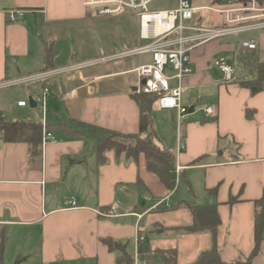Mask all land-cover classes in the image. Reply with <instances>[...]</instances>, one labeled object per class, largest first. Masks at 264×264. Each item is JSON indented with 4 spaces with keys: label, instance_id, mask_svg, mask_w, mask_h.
<instances>
[{
    "label": "crops",
    "instance_id": "1",
    "mask_svg": "<svg viewBox=\"0 0 264 264\" xmlns=\"http://www.w3.org/2000/svg\"><path fill=\"white\" fill-rule=\"evenodd\" d=\"M85 2L0 0V85L87 64L72 72L59 71L43 80L0 88H24L25 94L9 105L0 100L8 121L37 122L43 120L42 113L37 115L38 102L48 88L45 116L55 138L43 148L39 167L30 164L28 145L0 143V231L6 234L5 264L20 257H32L25 264H125L121 254L109 251L103 240L126 244L127 254L133 255L137 213L145 214L140 227L147 234L148 248L181 254L179 245L159 247L149 238L165 234L162 226L176 233L179 242L199 237L177 231L189 225L191 218L188 224L170 225L158 219L164 211H188L183 202L197 199L196 182L201 187L200 204H218L221 259L227 263L247 260L254 247V202L264 194V89L252 93L242 87L238 81L243 76L237 77L236 69L234 79L225 81L218 61L211 63L226 48L215 41L199 46L190 52L194 73L184 81L183 103L193 109L183 121L184 151L178 150L176 113L159 109L154 102L150 114L153 142L172 150L176 166L182 168L178 193L172 194L147 170L144 155L134 160L108 150L105 162L98 163L95 147L100 131L140 132L141 110L132 97L140 83L135 70L151 59L133 55L101 62L140 48L139 38L124 39L122 31L105 27L108 20L128 16L99 17ZM11 10L25 11L24 20L9 23L6 13ZM139 35L143 40L140 31ZM44 42L53 46L49 66ZM256 45L250 52L259 49ZM31 99L36 108L28 111V106H18ZM207 108H215L217 115L206 116ZM199 158L202 162L192 165ZM182 181L188 186L189 198L187 192L181 196ZM70 198L78 201L77 208L70 207ZM231 198L238 202L229 204ZM166 199L169 206L150 211L155 200ZM112 208L114 217L98 214ZM206 233H200L199 240L204 239L208 249L211 236ZM251 264H264V240Z\"/></svg>",
    "mask_w": 264,
    "mask_h": 264
},
{
    "label": "built area",
    "instance_id": "2",
    "mask_svg": "<svg viewBox=\"0 0 264 264\" xmlns=\"http://www.w3.org/2000/svg\"><path fill=\"white\" fill-rule=\"evenodd\" d=\"M156 0H86L85 6L92 8L99 17H114L133 13L139 18L140 34L143 40L149 43L134 51L122 55L103 58L101 62L115 60L122 56L149 55L150 63L144 64L135 70L140 83L134 90L135 94L153 95L156 97V106L162 110H170L176 113V121L179 128L178 150H185L184 135L182 132L183 121L189 115V110L184 106V81L194 73L190 52L195 48L211 41L239 35L251 31L264 29V0H212L211 5L196 4L195 0H177L175 8L153 11L151 5ZM204 12L219 15L223 22L218 25H210V18L204 19ZM25 11L11 10L6 13L9 23L24 20ZM201 25L196 26L195 22ZM257 45L253 41H245L241 50L254 51ZM81 66H72L60 72H72ZM216 66L224 74L225 81H232L235 76L234 68L221 60ZM59 71L30 76L12 83L0 85V88L17 85L26 82H35L46 79ZM143 82H145L143 84ZM176 83L175 86H172ZM50 91L44 88L39 99L43 114V136L42 148L54 141L53 134L49 131L45 116V108ZM19 107H27L26 102H19ZM205 114L214 118L217 113L215 108H207ZM182 168L176 166L175 175L179 181ZM174 194V191H172ZM168 199V198H167ZM166 200L155 202L150 208L155 210L165 206ZM71 208L78 207V201L70 198ZM169 206V205H167ZM114 208L109 212H98L103 218H111ZM145 214H135L137 219V234L135 237V248L132 255V264H153L157 254L153 250H146V232L141 229L140 222Z\"/></svg>",
    "mask_w": 264,
    "mask_h": 264
},
{
    "label": "trees",
    "instance_id": "3",
    "mask_svg": "<svg viewBox=\"0 0 264 264\" xmlns=\"http://www.w3.org/2000/svg\"><path fill=\"white\" fill-rule=\"evenodd\" d=\"M45 61L47 66L53 60L52 44L44 42ZM247 68L255 72L253 79H240L238 83L245 88H261L264 89V61H256ZM141 110L140 132L135 135H122L110 131H100L99 138L95 147V153L98 163H104V153L108 150H115L118 155L125 154L127 157L138 160L140 155H144L146 167L150 173L158 177L160 182L170 191L175 194L179 191V185L182 177V172L177 182L175 175L176 156L172 150L160 147L153 142V131L150 129V114L153 109L156 97L153 95L133 94L132 96ZM247 117L251 118V113L246 112ZM48 127L50 125L48 124ZM42 122L32 120L8 121L3 111L0 110V143L4 144H26L29 147L30 164L34 167H39L42 162ZM185 137V136H184ZM117 138L132 139L134 145H123L116 141ZM203 158L195 160L192 165L196 166L202 162ZM214 194L215 190L209 192ZM160 200H155L159 202ZM238 202V199L231 198L229 204ZM190 213L191 223L187 226L177 228V231L184 235H195L203 232L210 233V247L201 251L195 260L189 264H251L252 260L261 252L262 242L264 240V194L254 202V247L245 261L235 263L224 262L219 254L217 245V232L220 225V217L218 214L217 203L197 204L193 201L183 202ZM178 204L176 207H179ZM173 208L172 206L170 207ZM168 208V209H170ZM6 244V234L4 230L0 231V264L4 262V250ZM111 252H119L120 259L125 264H132V255L126 252V244L116 242L112 239L103 240ZM146 250H150L146 246ZM167 257L162 258L159 264H179L178 255L175 250H168ZM25 258H18L14 264H22Z\"/></svg>",
    "mask_w": 264,
    "mask_h": 264
},
{
    "label": "rangeland",
    "instance_id": "4",
    "mask_svg": "<svg viewBox=\"0 0 264 264\" xmlns=\"http://www.w3.org/2000/svg\"><path fill=\"white\" fill-rule=\"evenodd\" d=\"M195 1H196V4H200V5H211L212 3V0H195ZM176 5H177V0H156L151 5V10L153 11L166 10L169 8H175ZM125 16H128V18L123 19V20H116V21L108 20V23L105 24V27L115 32L119 30L120 32L122 31L121 33L124 39L133 38L134 36L139 38V44L137 45V47H142L148 44L149 43L148 41L140 39L139 18H137V16L133 13L126 14ZM201 16L204 19L210 18V25H213V24L218 25L223 22V18H221L219 15L209 14L208 12H204L202 13ZM195 25L200 26L201 22L197 21L195 22ZM245 41H255V43L257 42L259 44V49L255 52L245 51L246 53L245 52L243 53L241 50V45ZM215 42L219 43V45L226 48V50H224L223 53L215 56L212 59L211 64L214 65L215 61L224 59L228 65L232 66L233 68L235 67L234 71L236 69L237 77L243 76V78L244 77L245 78L248 77L249 79L255 78V72L252 71L251 69L249 70L247 66H249L250 64L256 61H259V62L264 61V29L258 30V31H251V32H247V33H243L239 35H233L230 37L216 40ZM228 46H231L233 48V51L228 50L229 49ZM175 85L176 83L172 84V86H175ZM23 89L24 88L22 87H16V88H9V89L2 90L0 91V100L4 102L6 105H9L11 104V101L17 100L20 95L22 96L25 94ZM26 103L28 104V108H27L28 111L31 110L29 106V102L26 101ZM36 110H37V115H42L41 114L42 107L40 104L38 106V109ZM116 141L126 146H128L130 143L135 144V141L132 139L117 138ZM181 183H182L181 185V196H182L188 191V186L186 185L184 181H182ZM194 189L197 194V199L195 200V202L200 204L201 187L198 185L197 182L194 185ZM186 195L189 198L190 196L189 192H187ZM178 197L179 196L177 195L176 198ZM190 218L191 216L188 211H180L179 213H175V211H164L162 213H159V217H158V219H160V221H162V223L166 225L177 224V223L188 224L190 222ZM162 227H163L161 228L162 233L165 232V234H162L158 238H149V240L152 245H157L159 247L179 245L178 247H180L179 250L181 252V254H178L177 252V255H180V258L178 257L179 264L191 263L193 260L196 259L198 252L201 249H205L206 242L204 241V239L200 242L199 240L200 234H199V237H197L196 239L186 240V242H182V241L179 242L180 237H178L176 233H174L171 230L166 231L167 228L165 226H162ZM206 234L207 236H209V233H206ZM168 250H172V249L153 250L157 254V257L154 260L153 264H159L162 258L167 257ZM29 259H32V257L31 258L25 257V260L22 264L27 263ZM16 260H14L13 264L15 263ZM9 261L10 260H8L6 264H9Z\"/></svg>",
    "mask_w": 264,
    "mask_h": 264
},
{
    "label": "water",
    "instance_id": "5",
    "mask_svg": "<svg viewBox=\"0 0 264 264\" xmlns=\"http://www.w3.org/2000/svg\"><path fill=\"white\" fill-rule=\"evenodd\" d=\"M144 83H145V82H143V84H144ZM261 90H262L261 88H253V89H252V93H257V92H259V91H261ZM29 105H30L31 108H36V107H37L36 102H34L32 99L29 101ZM192 111H193V109L191 108V109L189 110V114H191Z\"/></svg>",
    "mask_w": 264,
    "mask_h": 264
}]
</instances>
